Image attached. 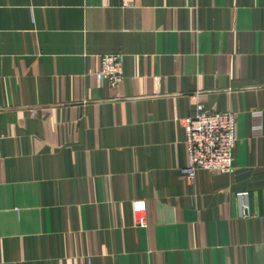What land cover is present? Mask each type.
Returning <instances> with one entry per match:
<instances>
[{"label": "crops", "instance_id": "crops-1", "mask_svg": "<svg viewBox=\"0 0 264 264\" xmlns=\"http://www.w3.org/2000/svg\"><path fill=\"white\" fill-rule=\"evenodd\" d=\"M198 104L235 167L187 179ZM0 135V264H264V0H0Z\"/></svg>", "mask_w": 264, "mask_h": 264}, {"label": "built area", "instance_id": "built-area-1", "mask_svg": "<svg viewBox=\"0 0 264 264\" xmlns=\"http://www.w3.org/2000/svg\"><path fill=\"white\" fill-rule=\"evenodd\" d=\"M123 59L121 53L102 55L101 68L96 73L97 79L107 81L111 88H116L124 75ZM182 123L186 133L188 157L181 172L187 179H193L198 169L220 172L234 169L233 150L239 139L234 111H208L203 104H198L196 112L183 118ZM146 207L144 200L134 201L136 222L140 226L147 223Z\"/></svg>", "mask_w": 264, "mask_h": 264}]
</instances>
